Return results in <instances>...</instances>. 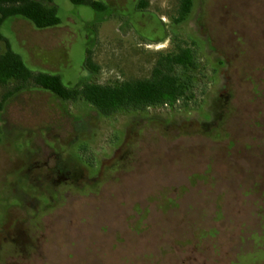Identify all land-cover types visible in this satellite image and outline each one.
<instances>
[{
    "label": "rangeland",
    "instance_id": "1",
    "mask_svg": "<svg viewBox=\"0 0 264 264\" xmlns=\"http://www.w3.org/2000/svg\"><path fill=\"white\" fill-rule=\"evenodd\" d=\"M38 1L57 26L0 29L31 72L116 85L195 42L198 88L186 107L109 117L39 88L10 97L0 264H264V0H193L180 24L177 0Z\"/></svg>",
    "mask_w": 264,
    "mask_h": 264
},
{
    "label": "trees",
    "instance_id": "2",
    "mask_svg": "<svg viewBox=\"0 0 264 264\" xmlns=\"http://www.w3.org/2000/svg\"><path fill=\"white\" fill-rule=\"evenodd\" d=\"M52 3L53 0H46ZM76 6H88L96 12H104L106 5L96 0H70ZM177 16L174 24L184 22L191 14L193 0H177ZM147 3L140 0L137 8H146ZM19 17L28 21L37 30L55 27L59 24L55 7H48L38 0H0V29L9 18ZM5 43V50L0 51V85L13 83L10 92L1 96L0 111L6 101L15 93L39 88L63 101L83 100L93 107L101 116L109 117L122 110L125 112H142L150 107L188 106L194 102L198 88L196 72L199 60L195 42L191 46L177 47L173 53L160 55L156 60L150 76L143 79H128L116 85H99L84 83L80 87H65L59 76L31 72L22 58L14 53L0 32V43ZM85 66L92 72L98 67L86 51ZM204 93V91H201Z\"/></svg>",
    "mask_w": 264,
    "mask_h": 264
}]
</instances>
